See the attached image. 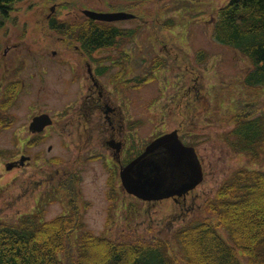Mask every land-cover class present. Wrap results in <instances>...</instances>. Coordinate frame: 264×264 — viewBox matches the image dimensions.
I'll list each match as a JSON object with an SVG mask.
<instances>
[{
    "label": "rangeland",
    "instance_id": "374dc122",
    "mask_svg": "<svg viewBox=\"0 0 264 264\" xmlns=\"http://www.w3.org/2000/svg\"><path fill=\"white\" fill-rule=\"evenodd\" d=\"M227 2H14L9 18L0 28V49L3 50L6 44L22 41L27 44L26 50L48 53V58L42 59L47 84L38 85V88L35 86L30 95L24 97L26 102L18 109L20 118H23L20 124H27L28 115L32 112L29 105L34 109L40 107L57 113L58 122L49 129L47 139L29 151L43 150V158L37 164L6 170L9 154L0 152V220L15 222L23 214L34 212L39 207L44 208L46 219L68 213L73 206L68 198L71 189L81 206L78 209L81 211L78 216L84 223L81 230H90L96 233L92 234L106 238L123 239L125 234L126 239L160 237L172 244L177 264H186L180 247L174 241L177 230L200 219H214L209 205L211 199L217 196L221 183L240 167H259L258 163L251 164L246 155L237 152L231 145L234 138L229 132L240 117L246 119L264 113V85L248 86L243 83L246 73L254 67L253 61L237 48L222 44L215 38L216 16ZM50 6H55L53 11ZM85 9L124 10L134 14L132 19L98 23L102 27L120 28L127 33L118 39L117 47L102 52L104 56L111 57L110 51H128L131 55L129 65L133 66L128 68V75L130 72L131 76L145 73L144 89L126 92L133 99L128 115L142 117L139 143L143 145L162 133L179 128L182 138L197 147L204 163L205 176L186 196L177 197L176 201L170 198L157 202L138 199L135 202L126 197L128 195L118 186V192L116 195L111 192L110 199L108 184L112 170L103 160V155H99L106 153L109 159L111 156V149L106 143L110 134L108 123L98 109L91 111L87 126L80 121L78 115L85 106L86 82L85 79L73 80L76 55L60 53L76 50L79 30L90 23L83 13ZM49 12L53 19L63 20L65 33L48 27L45 21ZM62 35L66 37L64 41L59 39ZM53 50L58 54H52ZM158 65L161 67L156 68ZM116 70L114 67L113 71ZM151 72L154 77L148 76ZM33 79L35 83H44L37 76ZM106 89L113 90V84L107 83ZM154 99V105L150 106ZM79 122L84 129L79 127ZM10 135L8 131L0 133V151L14 147ZM228 136L232 141L226 140ZM49 146H52L51 150ZM56 158H60L62 165L57 166L52 161ZM110 162L115 163L112 159ZM66 171H75L77 176L66 177L64 183L61 182L58 197L47 195L53 192ZM111 217L116 219L115 223H112L114 219Z\"/></svg>",
    "mask_w": 264,
    "mask_h": 264
},
{
    "label": "trees",
    "instance_id": "16d2710c",
    "mask_svg": "<svg viewBox=\"0 0 264 264\" xmlns=\"http://www.w3.org/2000/svg\"><path fill=\"white\" fill-rule=\"evenodd\" d=\"M17 1L0 0V28ZM89 21L79 30L86 48L111 47L127 35ZM214 33L220 43L253 61L244 83L264 85V0H229L218 13ZM230 135L237 138L234 146L259 159L264 113L240 117ZM209 210L214 219H200L175 233L186 264H264L263 168L235 171L211 199ZM83 226L76 212L51 220L32 215L17 223L0 221V264H177L172 244L164 239L113 241L83 231Z\"/></svg>",
    "mask_w": 264,
    "mask_h": 264
},
{
    "label": "flooded vegetation",
    "instance_id": "af4514ba",
    "mask_svg": "<svg viewBox=\"0 0 264 264\" xmlns=\"http://www.w3.org/2000/svg\"><path fill=\"white\" fill-rule=\"evenodd\" d=\"M51 7H49L50 10H52ZM45 22H48L49 28H52V26H63L64 23L63 20L57 21L53 19L50 12L46 14ZM84 37L86 36H78L79 44H75V51L64 50L60 53L68 56L76 55V62L72 68L74 71L73 80L81 81V79H85L86 82L85 106L84 108L82 106V111L78 115L80 121L87 126L90 122L89 115H92L91 111L98 109L102 112L105 122L108 123L110 134L106 143L111 149L110 159L113 162L115 161V163L110 162L106 153H99V155H103V160L106 161V164L112 170L109 178L108 193L114 192L116 195L118 186L120 187L118 182L119 171L124 165L144 151L146 146L145 143L143 145L139 143V126L142 125V117L128 115L127 112H129L133 99L127 96L126 93L128 90L142 91L145 77L144 73H137V75L131 76L130 72L128 75V68L130 67L131 69L133 67L129 65L130 52L124 50H121V52L110 51L111 57H107L103 55L102 51L117 46L99 47L97 49L86 48ZM65 38L62 35L59 39L64 41ZM26 45L22 41H16L12 44H6L3 50L0 49V133L8 131L11 134L12 144L14 145L13 148L0 152L9 154L8 160L15 166L14 168H22L23 165L25 167L30 163L37 164L43 158L44 152L42 149H38L35 152L29 151L42 144L50 133L49 129L56 126L58 122L57 113L42 110L40 107L39 109H34L32 105H29L28 108L32 112L28 115L27 124H20L23 118H20L18 109L23 105V102H26L24 97L29 96V92L35 86L38 88V85L47 84L42 59L45 58L46 60L48 53L41 51L38 54V51L26 50ZM51 53L56 55L58 51L53 50ZM116 54L119 55L114 58ZM142 57L144 58L143 55ZM114 67L117 68L116 71H113ZM36 76L44 83H35L33 78ZM107 83L109 85L113 84L114 89L107 90ZM73 106L76 108L75 104ZM40 115H49L53 123L43 129H37L33 122ZM81 126L82 124L79 122V127ZM48 149L51 150L52 146H49ZM23 157H30V160L22 163ZM58 165H62V162ZM59 173L60 171L57 174ZM70 176H77V172L66 171L65 176L53 188V192L47 195L58 197L57 195L60 193L58 188H60L61 182L64 183L66 177ZM120 189L123 192L122 187ZM109 197L111 198V195ZM173 199L176 201L175 198Z\"/></svg>",
    "mask_w": 264,
    "mask_h": 264
},
{
    "label": "water",
    "instance_id": "95a60500",
    "mask_svg": "<svg viewBox=\"0 0 264 264\" xmlns=\"http://www.w3.org/2000/svg\"><path fill=\"white\" fill-rule=\"evenodd\" d=\"M86 15L89 17L100 19V20H107L113 21L117 19H122L127 17L124 13H97L94 11H86ZM38 123V122H36ZM186 148L181 141L178 139L177 133L166 134L155 141H153L146 149V151L133 162H131L126 168L124 173L122 174L123 181L127 183L128 188L131 191H134L138 195L142 196L145 199H157L162 198L163 196H169L174 194L175 192L170 191L169 189L165 191H161L156 186L155 183L158 181V177L152 178L148 173H143L142 171L139 172V177L135 179L132 176V173L135 172V169L140 166V163L145 160L150 154H153L158 151H162L165 149H175L176 152L180 153L179 148ZM187 155L190 158V166L192 170V177L190 181L184 183L181 187V190L176 191L177 193H182L188 191L190 188L195 187L198 183H200L203 179L202 174V167L200 165L199 159L194 151V148L187 147ZM177 166L180 169L181 162ZM143 167V165H142ZM182 173H184L182 171ZM189 174V173H184ZM160 178V183H161Z\"/></svg>",
    "mask_w": 264,
    "mask_h": 264
}]
</instances>
